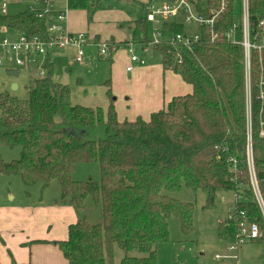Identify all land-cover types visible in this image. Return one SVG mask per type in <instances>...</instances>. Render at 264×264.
<instances>
[{"label":"trees","instance_id":"16d2710c","mask_svg":"<svg viewBox=\"0 0 264 264\" xmlns=\"http://www.w3.org/2000/svg\"><path fill=\"white\" fill-rule=\"evenodd\" d=\"M101 1L96 0V8ZM235 2L197 0V11L207 17L225 6L215 30L219 37L214 42L203 34L192 53L165 43L152 48L150 57L160 58L163 69L178 75L192 92L174 97L148 120L139 117L120 121L111 90L107 113L100 108L72 105L70 87L55 78L51 55L44 63L45 77L34 78L27 87V99L0 92V147L21 150L19 160L0 162V175L17 177L28 188L57 182L61 204L81 210L91 199L101 207L99 224L79 220L69 227L67 241L52 243L68 264H106L104 238L123 252L121 264H158L159 247L170 240L171 218L179 220L184 235L196 231L195 206L174 198L183 187L205 193V209L214 207L221 192H244L243 201L233 206L235 218H227L218 225V239L227 245L237 242L241 212L264 227L249 191L243 158L244 49L226 38L236 21ZM67 3L71 11H85L89 7V0ZM249 15L250 38L259 41L264 0H249ZM3 24L27 37H39L43 42L49 39L46 19L40 20L30 11L10 15ZM135 24L133 43L140 48L150 42L151 25L146 14ZM164 27L170 34L184 32L181 25ZM112 58L113 55L111 62ZM257 59V54H253L254 149L256 169L262 172L264 137L258 132L259 103L255 100ZM98 127L104 129L105 137L90 139L89 133ZM233 157L240 161L237 180L230 171L229 160ZM93 163L100 168L99 182L73 180L77 165ZM261 185L264 198L263 181ZM256 243L264 244V238ZM134 253L139 256H132Z\"/></svg>","mask_w":264,"mask_h":264},{"label":"rangeland","instance_id":"374dc122","mask_svg":"<svg viewBox=\"0 0 264 264\" xmlns=\"http://www.w3.org/2000/svg\"><path fill=\"white\" fill-rule=\"evenodd\" d=\"M38 1V0H37ZM63 4L65 1L60 0ZM55 0V7L60 3ZM11 15H18L25 11L41 10L45 11L48 7L44 3H39L37 6H32V0H11ZM235 17L236 22L241 23L243 20V0H236L235 2ZM185 30L195 31L196 28H188ZM151 35V33H150ZM124 51V50H123ZM68 57H55V78L61 83L68 85L71 90V103L74 106H82L92 109L100 108L104 113H107L110 105V98L108 91L111 90L112 98L115 102L125 107H133L136 111L139 110L140 105H143L142 96L143 92L153 90L155 93L161 94L166 90L167 94H183L186 92V84L172 79L170 83L165 82L162 78H156L153 85L139 83L133 88L136 93L131 95H124L118 98L111 87V61L108 57H102L99 49L92 48L90 51L86 50V55L83 63L77 64L76 53L73 50L66 52ZM136 54L140 55V51L136 50ZM51 56V57H52ZM129 56V54H128ZM54 58L55 61H54ZM130 58V57H129ZM52 59V58H51ZM45 60L44 57L37 59L38 66ZM71 60V61H70ZM147 64L161 65V59H154L150 56L146 57ZM74 63V64H73ZM152 63V64H151ZM73 65V66H71ZM120 63H117V71L120 70L121 78L123 69ZM39 67L31 69L28 66L15 67L0 65V92H9L13 97L21 100L28 98L27 87L31 84L32 80L39 78ZM120 68V69H119ZM122 69V70H121ZM17 71L18 76H8L7 71ZM46 75V73H45ZM110 85H109V84ZM169 86V88H168ZM119 93H126V85L121 80ZM138 97V99H137ZM130 100V101H129ZM133 100V102H131ZM130 103V104H128ZM145 105V103H144ZM128 108H125L126 112ZM117 109V108H116ZM117 115L121 118V114L116 110ZM129 112L126 114L128 118L133 115ZM126 120V119H124ZM130 121V119H128ZM105 137L103 128L98 127L93 132L89 133V138L97 140ZM20 148L9 149L0 147V162H12L19 160ZM73 180L76 182H87L89 180L94 182L100 181V168L97 163L93 164H80L77 165ZM14 194L15 201L13 202L6 193ZM10 194V196H11ZM177 200L186 203H192L195 206L193 216V223L195 233L191 235H184L181 231V225L177 218L173 217L169 221V242L161 245L158 250V264H236L237 262L229 259L216 260V256H237L240 264H264V244L250 243L241 246L237 252L229 253L227 251V244L218 239V225L221 221H225L233 209L235 203V192L224 191L217 195L215 205L211 209H205L207 196L203 192H193L187 187L174 196ZM40 200L44 203L40 204ZM61 206L60 202V187L57 182L49 186H35L26 187L21 180L17 177L6 178L0 175V207H4L5 211L12 210L17 212L16 209H26V214L22 218H12L4 221L0 218V245L7 248V239L13 230L15 222L21 219L25 222V226L20 227L22 230H27L26 234L30 236H38V240H47L49 238H60L58 232H55V226L51 217L44 216L40 211H46L54 204ZM35 204V205H33ZM28 205V207H25ZM67 207H71L67 205ZM72 208V207H71ZM77 221L85 219L91 224H99L102 221L101 207L93 203L91 199L85 202L83 209L77 210L75 208ZM12 228V229H11ZM3 231V232H1ZM41 233V235H39ZM50 233L51 236L48 234ZM56 234V235H54ZM54 236V237H52ZM2 243V244H1ZM29 248V247H28ZM104 251L106 256V264H121L124 257L122 251L116 246L111 245L107 238H104ZM9 255L12 257V251L8 249ZM132 256H139L137 253ZM10 257V258H11ZM13 259V258H12ZM14 261V260H13ZM14 264H17L14 262Z\"/></svg>","mask_w":264,"mask_h":264},{"label":"built area","instance_id":"2783aa9c","mask_svg":"<svg viewBox=\"0 0 264 264\" xmlns=\"http://www.w3.org/2000/svg\"><path fill=\"white\" fill-rule=\"evenodd\" d=\"M44 3L48 9L45 11L34 10L30 12L42 20L47 21V31L49 39L43 42L39 37H27L19 34L3 24V20L9 17L11 0H0V65L15 67H32L38 68L37 59L54 55L58 52L73 50L76 53L77 64L83 63L86 55V48L95 46L99 49L102 57H112L118 50L114 44L107 42L92 43L93 41L86 34H73L67 27L68 11H60L54 14L52 0H38ZM161 1V4H158ZM197 0H151L147 13L146 20L151 25L150 42L137 48L133 43L132 35L127 40L126 50L128 51L132 65L145 66L146 57L151 56L152 48L162 43L168 44L175 49L183 50L184 52L192 53L194 48L201 42L203 34L209 35L212 42L218 39L216 26L219 23L221 15L224 12L225 6L219 12H213L210 16H205L197 11ZM249 0H243V20L241 23H234L232 29L227 33L226 38L235 45H240L244 49L245 55V81H246V129H245V148L243 158L247 170V178L249 180V191H251L254 201L256 202L262 224L264 226V198L263 187L261 181L264 182V170L258 172L255 166V149H254V128L255 121L253 117L254 104V84L252 81V55L257 54V65L259 68V80L256 84L258 94L255 100L259 103L258 126L259 136L264 137V23L261 24V38L259 41H252L250 38L249 25ZM181 25L184 28L183 33L170 34L164 26ZM196 28L195 31H188L185 28ZM241 33V37H239ZM139 49L140 55L136 54ZM45 63V62H44ZM44 63L39 67V78L45 77ZM132 67L127 71L131 72ZM230 171L235 175V180L238 179L240 173V161L237 157L229 160ZM241 187H239L240 189ZM235 203H240L244 199V192L240 190L235 193ZM234 203V204H235ZM232 210L228 216L229 220L235 218ZM241 222L239 225V237L234 244L227 245L229 253L237 252L241 246L262 241L264 238V227L257 222L251 221L245 213L240 214ZM222 259L234 260L240 264L237 256H216V260Z\"/></svg>","mask_w":264,"mask_h":264},{"label":"crops","instance_id":"0c3cea01","mask_svg":"<svg viewBox=\"0 0 264 264\" xmlns=\"http://www.w3.org/2000/svg\"><path fill=\"white\" fill-rule=\"evenodd\" d=\"M52 1L54 5L53 15L60 11H68L67 27L71 33L86 34L90 40L93 41L92 43L107 42L120 47V49L113 55L112 58V74L110 80L112 90L118 95V98L128 94L131 95L132 93H135L137 96H139L140 94H138V92L136 93V89L133 87L139 83L153 85L156 78L160 79L163 77L164 83H170L172 79H176L185 84L178 75H175L171 71H165L162 64L150 66L146 64L145 66H139L132 65L130 61L128 51L126 50L127 45L125 44L135 29V23L143 19L147 13V9L151 0H102L101 6L99 8L95 7L96 0H89V7L85 11L69 10L67 0H64L65 2L63 4L60 0H58L60 3L56 7L54 2L55 0ZM32 2V6H37L39 3H41L37 0H32ZM161 3V1H158V4ZM92 48L96 47L91 45L86 48V50L90 51ZM67 51L68 50L55 53L53 56L56 58L61 56L68 57L66 54ZM53 56L51 57L52 60ZM56 58H54V61ZM44 62L45 60H43L41 63L43 64ZM147 62L148 61L146 60V63ZM117 63H120V66L123 69L122 78L120 70L117 71ZM130 67H132L133 70L128 72L127 69ZM121 80H123L126 85V93L118 92L121 85ZM185 87L186 92L183 94L168 95V92L164 90L163 93L157 95V93L150 89L144 91L142 93V102H144L145 105L144 103L143 105H140L138 111H136L131 106L128 108L120 104V102H115V108H117L116 110L122 115L121 118L118 116V119L120 121H125L124 119H130V121H134L141 117L144 120H148L153 113L162 110L174 97L184 96L192 92L190 86L186 84ZM131 102H133V100ZM125 108H128L127 112ZM129 112H135L132 113L133 115L129 116L131 118L126 117L128 116L126 114H129ZM10 194L11 193L9 192L6 193V196L10 197L14 202L15 196L14 194H11L10 196ZM40 204L43 205L44 203L40 200ZM25 207H28V205H25ZM2 208L0 207V218L4 221L12 218L23 219L24 217L22 214L27 213L26 209L24 210L22 208L21 210L16 209L17 212H14L13 209L5 211ZM72 208L67 207V205L61 204L60 206L55 203L46 211L38 212L42 213L44 216L51 217L53 225L56 227L55 232H58V237L60 238L38 240V238H35L38 236H33L34 234L30 236L29 234H26L27 230L20 229L21 225L26 227L25 222H22L21 219H19L18 222H15L14 226L12 227L13 230L9 235V239L6 240L7 248H3L2 245L4 244L2 243V245H0V264H14V262L17 264H68L59 248L54 246L52 243L64 242L68 240L69 227L78 222L75 220L76 214ZM48 234L51 236L50 233ZM39 235H41V233ZM40 241L45 243H38ZM8 249L12 251V257L9 255Z\"/></svg>","mask_w":264,"mask_h":264},{"label":"water","instance_id":"95a60500","mask_svg":"<svg viewBox=\"0 0 264 264\" xmlns=\"http://www.w3.org/2000/svg\"><path fill=\"white\" fill-rule=\"evenodd\" d=\"M7 75L8 76H13V77H17L18 76V72L17 71H7ZM74 136L76 137H80V135H78L75 132H72Z\"/></svg>","mask_w":264,"mask_h":264}]
</instances>
